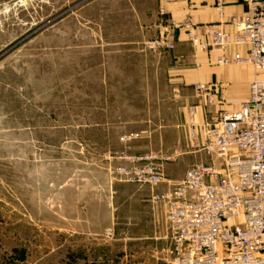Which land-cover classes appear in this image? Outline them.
Segmentation results:
<instances>
[{
  "label": "rangeland",
  "instance_id": "374dc122",
  "mask_svg": "<svg viewBox=\"0 0 264 264\" xmlns=\"http://www.w3.org/2000/svg\"><path fill=\"white\" fill-rule=\"evenodd\" d=\"M157 9L0 0V264H175L167 207L152 197L192 165L224 173L203 147L209 106L228 109L229 95L221 82L226 104L210 102L177 81L176 48H147ZM202 98L196 139L189 107ZM144 153L172 156L155 188L117 173Z\"/></svg>",
  "mask_w": 264,
  "mask_h": 264
},
{
  "label": "built area",
  "instance_id": "2783aa9c",
  "mask_svg": "<svg viewBox=\"0 0 264 264\" xmlns=\"http://www.w3.org/2000/svg\"><path fill=\"white\" fill-rule=\"evenodd\" d=\"M173 1V0H169ZM244 12L227 19L235 34L223 23H196L166 17L162 7V32L146 42L152 53L176 48L183 30L194 49L217 50V64H250L261 75L250 83L249 94L237 110L220 108L205 125L204 149L224 159V173L213 165L195 164L184 179L153 200L164 202L175 250V264H264V0H243ZM224 1L216 7L223 16ZM247 46L245 54L229 55L230 46ZM198 94L210 102L227 97L222 85L197 83ZM190 132L198 138L196 108L189 107ZM117 168L126 182L155 188L165 182V164L171 155L144 153L128 157Z\"/></svg>",
  "mask_w": 264,
  "mask_h": 264
},
{
  "label": "crops",
  "instance_id": "0c3cea01",
  "mask_svg": "<svg viewBox=\"0 0 264 264\" xmlns=\"http://www.w3.org/2000/svg\"><path fill=\"white\" fill-rule=\"evenodd\" d=\"M223 1L224 15L221 16L216 7L218 0H156L158 9L155 15L156 19L153 22L156 28L159 29L160 27L161 33L163 21L158 13L159 8L162 6L166 8L167 17L169 18L178 21L192 19L200 24L221 22L227 31L235 34L234 26L227 23V19L233 15H241L245 10V4L243 0ZM246 50L247 46L233 45L228 48L227 53L229 55H233L236 52L245 54ZM218 53L217 50L209 52L197 51L187 40L186 33L181 30L176 36V50L173 52L175 66L173 70L177 75V81L186 85L198 82H207L217 86L221 82L223 83L222 85L225 84L229 95L228 109L234 111L239 108L240 102L249 94L251 81L259 77L261 73L247 65L232 64L229 67L222 68L216 63ZM202 99V101L199 100L196 112V119L199 122L201 120L205 121L206 118L202 106L207 101L204 98ZM220 107L221 105L209 106L208 111L213 115V113L218 112ZM212 118H214V115Z\"/></svg>",
  "mask_w": 264,
  "mask_h": 264
}]
</instances>
